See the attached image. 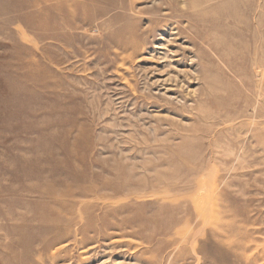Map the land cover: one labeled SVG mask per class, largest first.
Masks as SVG:
<instances>
[{"label":"rangeland","instance_id":"obj_1","mask_svg":"<svg viewBox=\"0 0 264 264\" xmlns=\"http://www.w3.org/2000/svg\"><path fill=\"white\" fill-rule=\"evenodd\" d=\"M0 264H264V0H0Z\"/></svg>","mask_w":264,"mask_h":264},{"label":"bare ground","instance_id":"obj_2","mask_svg":"<svg viewBox=\"0 0 264 264\" xmlns=\"http://www.w3.org/2000/svg\"><path fill=\"white\" fill-rule=\"evenodd\" d=\"M154 2H156V1H154ZM155 4V3H154ZM261 4V3H260ZM167 32V31H166ZM166 32H163L164 34H162V36L164 37V36H167V33ZM172 32H173V29L171 30V32H170V34L168 35V37H172L173 36V34H172ZM117 46H118V50H119V52L120 53H125V52H129V51H131L132 53H131V56L130 57H128V58H132L133 56H135V54H137V52H138V50H140L141 49V47H142V43L138 40V37H137V34L135 33V32H130V34L128 35V37H126V36H124L121 40L119 39L118 41H117ZM38 49V48H37ZM35 55H36V52H35ZM43 55V54H42ZM44 56V55H43ZM125 56H127V55H125ZM126 59L124 60L125 62H126V60L128 59L127 57H125ZM27 60V59H26ZM33 61V60H32ZM31 61V62H32ZM128 61V60H127ZM27 63H29V62H27ZM30 64V63H29ZM36 64H37V62H36ZM176 64H178V62L176 63ZM122 65H123V63H122ZM125 65V64H124ZM173 65H175L174 63H173ZM31 66V65H30ZM37 67V66H36ZM38 67H40L39 66V64H38ZM37 67V68H38ZM177 67V66H176ZM41 68V67H40ZM40 70V69H39ZM180 74V73H179ZM181 75V74H180ZM178 77V76H177ZM260 78V77H259ZM260 80V79H259ZM185 82V83H184ZM180 87H183L184 85H186V80L184 79V80H181L180 82ZM153 84V83H152ZM187 84H190V83H188L187 82ZM188 88V87H187ZM157 91L159 92L158 94H160L161 92H164L163 93V96H165V97H167L168 99H172L173 97H172V92L173 91H171L170 89H166L165 91H161L160 89H158L157 88ZM50 98V97H49ZM263 100V99H262ZM254 110V109H253ZM250 114V113H249ZM252 114V113H251ZM250 114V115H251ZM226 120V119H225ZM256 136V135H255ZM243 148V147H242ZM239 153H241V151L239 152ZM208 171V170H207ZM231 173V172H230ZM100 199V198H99ZM207 207H208V205H207ZM203 212H204V210H203ZM208 212V211H207ZM205 214V213H204ZM81 215V214H80ZM190 217V216H189ZM206 218V217H205ZM205 218H204V220H205ZM188 221V220H187ZM198 221V220H197ZM115 222V221H114ZM117 223V222H116ZM117 225H118V223H117ZM120 225V224H119ZM121 226H122V224H121ZM120 226V227H121Z\"/></svg>","mask_w":264,"mask_h":264}]
</instances>
